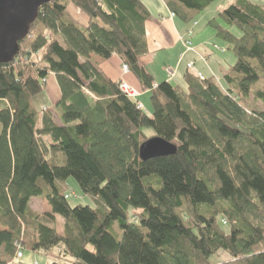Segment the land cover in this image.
Instances as JSON below:
<instances>
[{
  "label": "trees",
  "instance_id": "trees-1",
  "mask_svg": "<svg viewBox=\"0 0 264 264\" xmlns=\"http://www.w3.org/2000/svg\"><path fill=\"white\" fill-rule=\"evenodd\" d=\"M164 1L188 23L215 0ZM150 18L142 0H52L0 63V264H24L25 250L47 264H217L220 252L222 264H264V5L234 0L208 22L237 60L222 80L188 71L186 88L155 83L141 64ZM93 55H118L152 112ZM50 75L61 96L39 112ZM153 136L176 153L142 160ZM71 177L96 207L70 205Z\"/></svg>",
  "mask_w": 264,
  "mask_h": 264
},
{
  "label": "crops",
  "instance_id": "crops-1",
  "mask_svg": "<svg viewBox=\"0 0 264 264\" xmlns=\"http://www.w3.org/2000/svg\"><path fill=\"white\" fill-rule=\"evenodd\" d=\"M142 1L151 11V18L146 23L148 53L141 56L140 62L152 74L155 83L163 81L173 83L177 79L176 85L186 88L185 75L188 73L187 64L189 62H194L195 69L205 77L215 75L220 80L223 79L224 73L232 65L226 60L229 58L231 61L232 58L226 53L221 55L222 57L219 56V49H222L223 53L226 51H224V46L214 39L216 34L213 33L214 29L211 26L199 27L198 22L190 25V23L181 21L177 16L173 17L164 0ZM72 8L77 14H80L84 23H88V17L82 11L76 7ZM189 31L192 32L191 35ZM183 40H190L194 49L186 51ZM92 59L113 80H120L136 89L142 88L140 82L131 72L123 71V61L118 55H113L107 60L93 55ZM166 69L175 71V76L171 80L168 78ZM220 75L222 78L219 77ZM51 79L56 83L59 91L58 101L61 96L60 88L55 75H50L48 83ZM147 94L149 95L148 92L142 94L138 100L142 102L140 98ZM142 104L145 105L144 102Z\"/></svg>",
  "mask_w": 264,
  "mask_h": 264
},
{
  "label": "rangeland",
  "instance_id": "rangeland-1",
  "mask_svg": "<svg viewBox=\"0 0 264 264\" xmlns=\"http://www.w3.org/2000/svg\"><path fill=\"white\" fill-rule=\"evenodd\" d=\"M232 1H234V0H215L213 3H211V5L207 9H205L204 11H202L200 13L195 14L194 17L188 23H190V25H193L195 22H198V24L200 25L199 27H207L208 22L214 16H216L219 11L226 8ZM251 1L264 5V0H251ZM72 7H76V6L72 5L71 8H69V12L72 14V16L79 23H81L83 25L87 24V23H84L80 14H77L75 12L74 8H72ZM77 9L80 10L79 8H77ZM80 11H82V10H80ZM87 21H88V19H87ZM235 32L238 35L241 34L237 30H235ZM213 33L215 34L214 30H213ZM214 39L216 41H218L219 44L224 46V51H226L223 53L222 49H219L218 50L220 53L219 56L222 57L221 55L226 53L227 56L232 58L231 61H229V58H228V60H226V62H228L229 64H232V65L235 64V62L237 60L236 56L229 49V46L227 45V43H225L224 41L220 40L217 37H215ZM36 56L37 55H35L34 57L32 56V60L37 61ZM224 62H225V60H224ZM122 69H123V65H122ZM187 69H188V71H191L188 67H187ZM196 71H198V70H196ZM196 71H191V72L193 73ZM166 72L168 74V69H166ZM174 73H175V71H174ZM132 75L134 76V74H132ZM174 76H175V74H174ZM219 77L222 78L221 75ZM173 84H175V85L177 84V79H175ZM127 85H129V84H127ZM129 86H131V85H129ZM134 89H136V88H134ZM136 90L139 93L138 98L144 93L148 92L150 94L149 91H144L142 88L136 89ZM58 96H59V91L57 90V85L53 81V79H51L47 85L45 92H43L42 94H40L39 96L34 98V104H35V106L39 112L42 111L44 108L54 109V106H55V103L58 99ZM140 100L142 102H144V104H145L144 105V111L147 113H151L152 112V104H151V100H150V95L147 94V95L143 96L142 98H140ZM142 102H140V103H142ZM248 104L250 106H253L256 109L263 110L262 104L259 102H254V100L251 97L249 99ZM144 130L148 136H152L155 134L154 130L151 128H146ZM68 184L70 186L69 200L68 201L72 207H76L78 205H90L91 207H96V202L94 201V199L91 196H89L83 192L82 188L80 187L79 183L77 182V180L74 177H71L68 179ZM32 205H33V208L35 210L40 211V212H46L48 209L51 210V207L49 206L47 201L42 199V198H34L32 200ZM59 221L62 224V222L64 221V218L59 216ZM56 254H57V249H54L50 253V256H55ZM50 259L51 258L43 252L34 253L31 251H27V250L24 251V256L21 258V260H22V262H24V264H47L48 262H50ZM229 260H230V256L225 252H220L217 256H215L212 259V261L214 263H217V264H222L224 262H228Z\"/></svg>",
  "mask_w": 264,
  "mask_h": 264
},
{
  "label": "water",
  "instance_id": "water-1",
  "mask_svg": "<svg viewBox=\"0 0 264 264\" xmlns=\"http://www.w3.org/2000/svg\"><path fill=\"white\" fill-rule=\"evenodd\" d=\"M52 0H0V63L12 62L19 53L30 26L38 18L39 9ZM177 147L153 136L141 144L140 158L144 161L174 155Z\"/></svg>",
  "mask_w": 264,
  "mask_h": 264
},
{
  "label": "built area",
  "instance_id": "built-area-1",
  "mask_svg": "<svg viewBox=\"0 0 264 264\" xmlns=\"http://www.w3.org/2000/svg\"><path fill=\"white\" fill-rule=\"evenodd\" d=\"M171 14H172L173 17L175 16L174 13H171ZM191 33H192V32L189 31V34H190V35H191ZM183 43H184V45H185V47H186V51H191V50H193L192 42H191L190 40H183ZM187 67H188L191 71H196L194 62H189L188 65H187ZM123 70H124L125 73H128V72H129V67H128L126 64H123ZM193 73H194V74H195L200 80H204V79H205V76H204L202 73H200V72H198V71L193 72ZM174 74H175V73H174L173 70L168 69V78H169V80H171V79L174 77ZM154 87H156V85H155ZM121 89H122V91H123L124 93H126L130 98L135 99V100L138 101V95H139V93L137 92L136 89H134L133 87L127 85L126 83H122V84H121ZM137 106H138L139 109H144V105H143L142 103H140L139 101H138ZM22 256H23V253H22V252H19V253H18V257L21 258Z\"/></svg>",
  "mask_w": 264,
  "mask_h": 264
}]
</instances>
